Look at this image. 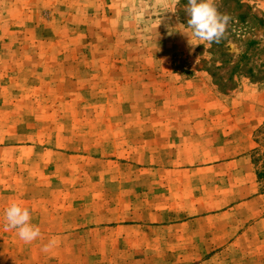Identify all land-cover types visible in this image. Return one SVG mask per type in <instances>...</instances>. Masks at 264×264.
I'll use <instances>...</instances> for the list:
<instances>
[{
  "label": "rangeland",
  "instance_id": "374dc122",
  "mask_svg": "<svg viewBox=\"0 0 264 264\" xmlns=\"http://www.w3.org/2000/svg\"><path fill=\"white\" fill-rule=\"evenodd\" d=\"M215 4L230 20L208 47L188 0H0V264H264V0ZM170 116L212 120L214 153L196 151L212 168L162 172L174 159L156 131L134 129ZM232 201L246 202L232 211L244 253L172 252L123 228ZM12 202L40 228L31 243L5 227Z\"/></svg>",
  "mask_w": 264,
  "mask_h": 264
},
{
  "label": "crops",
  "instance_id": "0c3cea01",
  "mask_svg": "<svg viewBox=\"0 0 264 264\" xmlns=\"http://www.w3.org/2000/svg\"><path fill=\"white\" fill-rule=\"evenodd\" d=\"M43 1L46 0H42V2ZM32 9L37 12L40 9V6H38L36 10L33 6ZM163 59L164 58H162V60ZM174 89V87H170L167 89V91H174ZM170 106L171 103L168 100H163L162 102L158 101L157 103L158 108H169ZM172 108H174V105ZM136 120H138L136 122V125H139V127L135 128L134 130L141 136V138H143L144 136L148 137L150 135V132H153L155 130V138L158 141V146H160L159 149L165 150L167 154L174 159L172 160L173 164L162 166V172H166L169 174L178 172L194 173L212 168V162L203 163L204 165L202 167H200V164L198 163V155L200 154L206 157V151L211 149L209 148V146H207L208 140L206 139V137H211L213 134L212 129L208 127L209 123L212 122L211 119L206 117L190 119L170 116L168 118L158 117L155 118V120H151L150 118H138ZM151 123H153L152 127H150ZM228 141L229 139H227L225 142L228 143ZM216 148L219 147L217 146ZM197 150H201V152L198 154L196 152ZM213 150H210V155L214 153H212ZM242 154L243 152H241L240 154H234L229 157L236 158ZM178 156H186V158L194 156V160L187 159L186 164L184 163L182 165H179L176 163V158ZM230 165L232 166L234 165V163L231 161ZM218 166L220 165H215L214 167ZM254 174L258 181V173L255 172ZM259 197L260 195L254 196L251 200L247 201V203H250L254 200L257 201ZM199 199L206 201L203 193L201 194ZM235 202L232 201V206L229 209L218 214L202 213L198 215L186 216V218L182 219L159 220L158 222L138 220L133 221L135 223L128 222L129 224L124 225L123 228L130 227L140 231L139 235L141 238L161 239L162 242L166 240L163 244L178 246V248L169 249V251L172 252L208 254L218 251H231L244 253L248 251V249H246L247 246H245L246 242H243V240L245 239L244 237H246V231L241 229L235 230L233 228L237 216L234 215L232 211L233 209H235V207L244 205L246 202ZM249 215L253 214H247L245 217ZM216 217H220L221 219L226 220H223L224 222L221 221L220 224H213L212 221ZM253 222L255 224L264 222V215H260V217L255 219ZM185 237H189L190 240L183 241V238ZM236 246L238 247L234 248Z\"/></svg>",
  "mask_w": 264,
  "mask_h": 264
},
{
  "label": "clouds",
  "instance_id": "9594fccd",
  "mask_svg": "<svg viewBox=\"0 0 264 264\" xmlns=\"http://www.w3.org/2000/svg\"><path fill=\"white\" fill-rule=\"evenodd\" d=\"M186 13L189 16L187 26L193 36L207 42L208 47L219 43L225 36L230 17L218 11L215 0H188ZM198 63L199 57L196 60V64ZM4 220L6 229H15L18 237L25 243H31L41 235L39 226L31 223L29 209L16 202L10 203L5 209ZM55 242L53 239L43 250L47 251Z\"/></svg>",
  "mask_w": 264,
  "mask_h": 264
},
{
  "label": "trees",
  "instance_id": "16d2710c",
  "mask_svg": "<svg viewBox=\"0 0 264 264\" xmlns=\"http://www.w3.org/2000/svg\"><path fill=\"white\" fill-rule=\"evenodd\" d=\"M257 177H258V180L260 179V178H264V171L262 172V173H258L257 174Z\"/></svg>",
  "mask_w": 264,
  "mask_h": 264
}]
</instances>
